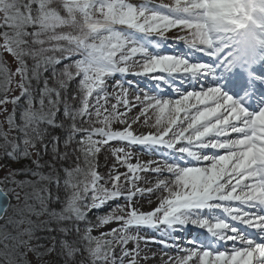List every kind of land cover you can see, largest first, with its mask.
<instances>
[{
  "label": "snow or ice",
  "instance_id": "1",
  "mask_svg": "<svg viewBox=\"0 0 264 264\" xmlns=\"http://www.w3.org/2000/svg\"><path fill=\"white\" fill-rule=\"evenodd\" d=\"M55 2L56 0H0V29H3L0 31V39L3 41L0 43V49L10 53L18 63L15 73L12 74H9L7 67L0 64V74L4 75L6 85L11 84L14 76L20 77L17 86L21 89V96L25 97L27 105L21 112L19 125L16 124L15 108L8 117L9 125L22 133L24 148L21 151L20 144L11 143V151L7 154L14 160L30 158V149H37L39 144L43 154L51 151L53 159L67 158V153L59 154V137L49 131L63 129V122L57 121L60 106L63 104V116L72 122L63 141L64 147L67 148L73 142L78 143L87 167L77 165L72 169H63L66 174L64 184L71 187L73 192L59 211L49 207L50 202H58L59 197H53L48 187L52 183L59 186L58 173L52 176L27 169L26 171L38 177V180L13 181L20 187L29 186L33 189L32 193L25 192L23 206L15 209L18 218L8 216L9 209L13 206L8 192L0 188V220L7 217L5 227L12 225L17 230L16 235L0 231V239L12 241L11 244H3L5 251L0 255L9 257L8 264H15L12 257L16 254L26 255V252L20 253L19 249L27 248V251L34 252L39 259L53 251L54 245L53 248L41 252L39 249L44 245H33V240L50 238L54 241L55 237H40L37 232L59 231L67 235L71 229L61 225L65 221L75 220L87 223L82 239L86 242L85 251L88 252L92 264H125V257L131 258L130 264H138L136 257L140 255L139 241L144 239L145 243H150L153 238L130 234V228L144 226L158 230L159 236L165 239H175L172 237V232L178 230L175 226L188 224L206 229L217 236L219 241H239L244 247L233 246L229 253L213 251L212 248L195 241H188L189 244H196L197 248L183 249L188 254L177 259L176 264H188L194 256L199 257V264H264V244L240 235L236 227H230L229 222L210 223L207 219H196L191 215L197 210L216 208L227 214L232 221L245 224L249 228L264 230V215L250 216L243 211V206L251 203L264 205V110L250 118L246 109L220 88L209 87L200 91L182 92L179 87H174V81L177 79L183 81L187 75L198 76L213 71L209 64L190 62L187 57L159 52L168 42L167 32L172 29L184 31L185 28L196 27L186 14L174 13L163 5L153 8L143 4L137 7L129 0H60L66 13L62 15L52 7ZM199 2L205 6L214 5L227 15L233 11L231 6L238 0ZM33 4L38 7L33 9ZM230 23L239 26L237 20H231ZM121 26H125L127 31L120 30ZM29 28L32 29L31 32L28 31ZM65 28L72 31H62ZM153 34L158 38L152 39ZM200 38L203 43L210 44V41H203V33ZM177 40L186 44L181 35ZM189 48L194 54H214L204 46ZM76 55L80 56V59L58 67L64 60ZM137 56L141 58L136 59ZM28 60L33 62L31 66ZM157 73L166 76L150 75ZM117 74L145 77L154 81L151 84L152 89L160 90L162 85H167L169 89L174 88V92L178 94L179 98L164 99L158 95H148L143 89L138 90L144 91L143 98L139 94L135 97V100L144 106L141 115L150 108L159 111V117L153 125L157 128L155 134L135 135L128 120L122 119L127 116V112H118V105L123 104L128 111L131 110L123 81L113 85L114 88L119 87L123 93L116 94L117 104L112 105L110 112L104 108L109 98L106 78ZM76 77H80V81L72 100L77 99L78 95L80 105L73 107L68 99V89ZM50 80L56 86H51ZM33 81H36L35 89ZM19 99L20 97H16L10 102L15 105ZM93 99L95 105L90 103ZM8 102L7 99L0 100V104ZM92 107H95L94 115L97 118L103 115V119H98L97 122L104 127L91 130L77 127L78 119L85 116L91 118ZM113 121H119L127 127L123 131H113ZM41 125L45 127L42 128ZM80 132L86 135L75 141V135ZM231 133H236L237 136L231 138ZM94 136L103 139L96 140L93 139ZM49 137L50 140L46 143V138ZM211 137L217 139H209ZM221 137L226 139H220ZM113 140L148 146L153 150H173L177 157L202 160L205 163L202 166L199 163L196 166L180 167L167 161L150 162L157 164L152 169L153 172L166 171L174 177L171 181L161 179L157 184L158 188L167 191V196L160 200L154 211L144 212L137 208L125 211L137 191L143 193L145 189L133 190L136 188L135 179H139L134 176L132 186L125 192L122 190L120 174L110 176L111 188L100 183L102 177L97 173L95 165V156L100 151L98 145ZM5 142L9 143L6 134ZM205 149L223 150V154L204 155ZM115 151L119 153L124 150L118 148ZM36 155L41 157V151L37 150ZM129 155L130 153H125L126 157ZM117 159L121 164H126L128 172L133 174L145 171L150 166L131 164L127 159L120 160L119 156ZM208 161L211 163L208 164ZM33 163L37 168L42 167L39 159ZM49 167L55 170V164L49 163ZM80 176L84 177L83 181L78 179ZM42 182L47 183L42 188H37L36 184ZM148 191L151 192V189ZM120 197L125 198L124 204L117 205L110 214L99 217L95 225L88 221V211ZM16 199H21L19 193H16ZM42 217L48 219H41ZM114 221L122 222L121 226L100 236L92 235L94 228ZM24 225L27 226L22 227ZM76 231H80L78 226ZM129 241L137 242L134 252H130L126 247ZM61 245L69 257L79 251L67 241H61ZM117 245L121 246L119 261L114 255ZM173 246L175 245L165 244V247Z\"/></svg>",
  "mask_w": 264,
  "mask_h": 264
},
{
  "label": "rangeland",
  "instance_id": "2",
  "mask_svg": "<svg viewBox=\"0 0 264 264\" xmlns=\"http://www.w3.org/2000/svg\"><path fill=\"white\" fill-rule=\"evenodd\" d=\"M129 2L132 3L133 5L137 6V7H139L143 4H147L149 7L155 8V7L170 3V0H129ZM54 5H55L54 7L58 8L60 6V0H56ZM161 10L167 11V9H161ZM120 30L127 31L125 26H121ZM0 31H3V29H0ZM62 31L67 32V31H72V30L65 28V29H62ZM183 34L184 33L180 29H172L166 33V36L168 37V42L174 41V43H177V42H179L177 40V37L179 35H183ZM137 36L140 37V34H137ZM140 38H142V37H140ZM157 38L158 37L155 34H153L152 39L155 40ZM170 40H172V41H170ZM2 42H3L2 39H0V43H2ZM168 42H166L165 47H171L172 48L174 45L173 46L169 45ZM165 47H163L159 50V52L161 54H169L167 52V50H164ZM150 51L155 52L156 50L150 49ZM140 58L141 57H139V56L136 57V59H140ZM63 62H65V61H63ZM30 63L32 64V62H30ZM30 63L28 62V64L31 66ZM0 64H3L5 67H7L9 69V74L15 73V71L18 67V63H17L16 59L10 53H8L7 51H5L3 49H0ZM130 75H134V74H128L126 76H121L120 74H117L113 77L106 78V91L109 94V98H108L107 104L104 105V108H106L110 112L112 110V105L117 104L116 94H123V93L121 92V89L119 87L114 88L113 85L116 84V82H118V81H123L124 82V88L127 89V100L129 102L131 108L134 109V111L127 114L126 117H122V119L128 120V118H130V117H135V118L138 117V119H136L135 124L132 125V127H131V130L134 133H136L140 130L141 127L144 126L145 120H147V118H146L147 115L146 114L141 115V112L143 111L144 106L141 105L138 101H136L135 97L139 94L141 96V98H143L144 91H138V90L139 89L145 90L146 88L151 89V84L154 83V81H149L145 77H143L141 79H137L136 77H133ZM151 75H157V74H151ZM137 80L142 82L145 86L141 87L142 85H140L137 82ZM19 81H20V77L14 76L11 84L6 85V80H5L4 75L0 74V100L7 99L9 101L8 103L0 104V183H5V184L11 183L9 179H11V180L15 179V181H18V177H17L16 171H15V168H18V166H17L18 164H16V162H14L12 159H10L9 156L7 157V153L11 151V143H18V141H17V136H18L17 129H15L9 125L8 117H9V115L12 114L13 109L15 108V116H16V122H17V118H20V115H21L23 108L26 107L25 97L21 96V89L17 86ZM33 86H36V83ZM5 87H7V91H5ZM145 91H147L148 95H154L153 92H151V91H148V90H145ZM156 91L160 92V90H156ZM16 97H20V99H19L17 104L13 105L10 101ZM90 103L95 105V100L94 99L91 100ZM101 103L103 104V100L101 101ZM5 109H6V111H5ZM94 109H95V107H92V108H90V111H93ZM117 110H118V112H126L123 104H119ZM101 111L103 113L104 109L102 108ZM135 111H137V112L134 113ZM157 112H158V109L150 108L148 110V114L150 116L156 114ZM104 114H107V113H104ZM102 119H103V115H102ZM150 122H151V118H150V120H147V124H150ZM123 125L124 124H121L119 121H113L111 124V129L113 131H118L121 127H123ZM5 134L7 135V141L9 143L5 142ZM84 136H81L80 139L84 138ZM93 139L100 140V139H103V137L94 136ZM98 146L100 147V151H99V153L96 154V158L99 161V166H98L96 171L102 177V179L100 181L101 184H105V186L111 188L112 182L110 181V176L115 175V174H120L121 175V182L123 184L122 190H124L125 192L127 191L128 188H130L132 186V181H133L134 176L139 177V179H135L136 188L133 189L134 191L136 189H139V188H143L146 191V190L152 189L154 187V186L153 187L149 186V184H148L153 177L152 174H149L148 179H145L144 177H142V175H147L146 173H141V171H138L135 174L128 172L127 165L121 164L119 162V160L117 159V156H119L120 160L127 159V162L131 163V164H137V163L143 164V161L138 162L141 154L152 156L154 154V152L158 151L159 148H157L155 150H153V149L148 150V149L142 148L138 145H130L126 141H119V140L109 141L107 144H102V145H98ZM104 148H105V150H104ZM118 148H122L124 151L117 153L115 151V149H118ZM30 151H31V149H30ZM125 153H130V155L128 157H126ZM174 156H177V154L174 153ZM6 157H7V159H6ZM178 158L181 159L183 162L185 161L187 163H188V161L192 160L191 158H187V159H183L182 157H178ZM196 162H198V161H196ZM152 169H150V170H152ZM126 177H127V180H126ZM13 189L15 191H13ZM11 190H12V192L9 195H12L11 196V199H12L11 205L13 206L12 208L16 209V208L23 206V203H24L23 197L25 194L23 188L12 187L10 189V191ZM145 191L143 193H140L137 191L136 196H134L132 199L131 205H128L126 207L125 211H130V210H132V208L138 209L139 208L138 202L140 203L143 199H145L144 197H141L140 194H144ZM16 193L20 194L21 199L19 201L16 199ZM124 203H125V198L120 197V198H117L114 200L107 201L104 205L100 206L99 208L91 209L88 212L92 213L94 215L96 213V211H99L102 209H108L111 207L114 210L117 205H122ZM12 208H10L9 211ZM15 209H12V211H13L14 215L16 216V213L14 211ZM213 209H215V208H213ZM213 209H206V210H201V211L209 212ZM113 210H111V211H113ZM15 218H17V217H15ZM5 220H6V217L4 220H2L0 222V225ZM121 224H122V222L114 221V222H112V223H110V224H108L102 228H95V229H93L92 235L93 236H100L103 233L110 232L114 228L120 227ZM0 231H3V230L0 229ZM129 233L133 234V235H140L142 233L141 227L130 228ZM187 238H185V239H187ZM4 243H7V241H3L2 239H0V249H1V247H3L2 245ZM196 243L200 244L199 242H196ZM165 244L175 245V243L168 242V240H165V241H163V243L161 242L160 246L161 247L163 246L162 248H164ZM126 247L130 252H133V251H135L134 249H136V247H137V242L136 241H129V243L127 244ZM143 247H144V243L142 241H139V248H140L141 253L139 256H137L138 257V259H137L138 264L141 263L142 257L144 255H146V253L147 254L157 253L156 248L149 247V249L144 251ZM174 247L175 246L165 247V248L173 249ZM196 248H197L196 246H193V249H196ZM2 251L3 250H0V252H2ZM170 252H173V251H166L165 254H169ZM114 255L116 256L117 261H119V257L121 255V246L120 245L116 246L115 251H114ZM130 260H131L130 257H125L124 258L125 264H130V262H129ZM29 262L32 264H53L52 258H50L49 260H46L45 258L38 259V258H35L34 255L30 256Z\"/></svg>",
  "mask_w": 264,
  "mask_h": 264
},
{
  "label": "trees",
  "instance_id": "3",
  "mask_svg": "<svg viewBox=\"0 0 264 264\" xmlns=\"http://www.w3.org/2000/svg\"><path fill=\"white\" fill-rule=\"evenodd\" d=\"M25 2H27V0H25ZM54 4L55 3H53L52 7L55 6ZM32 7H33V9H36L38 7V5L33 4ZM54 8L59 10L62 15L66 14L64 12V9H63L61 3H60V6L58 8L57 7H54ZM28 31L31 32L32 29L29 28ZM33 47H36V46L33 45ZM78 59H80V56H78V55L72 56L69 60H64L65 62H63L58 67H63L64 64L72 63ZM28 62L30 63L32 61L28 60ZM45 75H49V73L48 74L45 73ZM79 81H80V77H76L73 81H71V83L69 85V89H68V99L72 103L73 107H78L80 105V99H79L78 95H77V99L72 100V95L77 92V85L79 84ZM35 83H36V81H33V85ZM49 83L51 86H56L51 80L49 81ZM42 84H43V81L41 80V83H40L41 87H42ZM33 87H34V89L36 88V86H33ZM62 96H63V93H62ZM90 112L92 113L91 118L89 119L88 116H85L83 119H78L76 121L77 127H82V128L91 130L94 128H101L104 126L103 124L97 122L98 119L102 120V115H101V117L97 118L94 115L95 109L93 111H90ZM57 121L63 122V125H64L63 129L56 128V129H49V131L53 132L56 136L59 137V145H58L59 154L67 153V158L59 159L57 157L56 159H53L52 152L49 151L47 154H43V150H42L41 146L38 144L37 149H31L32 156L30 158H21L19 160H14L12 158H10V159H12L14 162H16V164H18L17 165L18 168H15L16 175L18 177V181H24V180L36 181V180H38V177L32 176L30 172L26 171L27 169H30L31 171H39V172L44 173L45 175L56 176L57 173L59 174V181H60L59 186L57 187V185L55 183L48 185L53 197H56V196L59 197V201L54 202V203L50 202L49 207L54 208L57 211H59L63 207L64 202L67 200V198L73 192V189L71 187H66L64 184V181L66 179V174H65L63 169H66V168L72 169V168H75L77 165H79L80 167H84V168H86L87 166L84 163V157H83L82 153L79 151L80 145L78 143L73 142L67 148L64 147L63 141H64L65 137L68 135L69 126L71 125L72 122H71V120H66L64 118V116H63V104H61V106H60V111L57 115ZM16 123L18 125L21 123L20 118H17ZM41 127L43 128V127H45V125H41ZM17 133H18L17 141H18V144H20V148L22 151L24 148V146L22 145L23 135L18 130H17ZM84 135H85L84 132L77 133L75 135V138H74L75 141L81 140L80 139L81 136H84ZM48 140H50V137L46 138L45 142L47 143ZM37 150L41 151V153H42L41 157H37V155H36ZM104 150H105V148H104ZM17 155H19V153H17ZM7 157H8V154H7ZM7 157H6V159H7ZM37 159H39V163L42 165L41 168H37V165L35 163H33V161L37 160ZM49 163L55 164V170H53L52 168L49 167ZM95 165H96V170H97V168L99 166V161L96 158V156H95ZM21 170H25V171H21ZM78 179L80 181H83L84 177L80 176ZM9 180L11 183H9V184L3 183V186L6 189V191L8 192V194H11L12 190L10 191V189L12 187L23 188L24 192H28V193L33 192V189L31 187H29V186L20 187V186H18V184L13 183V181H15V179L14 180L9 179ZM45 183H47V182L38 183V184H36V187L42 188ZM80 187L82 188L83 184H81ZM89 195H90V193H89ZM10 196H12V195H10ZM12 209H15V208H12ZM12 209L9 211L8 216L15 218L16 216L14 215ZM111 210L112 209L99 211V212H96L94 215L92 213L88 212L87 213L88 221H91L92 224L95 225L98 223L99 217L110 214L112 212ZM41 219H48V217H42ZM6 220H7V217H6ZM6 220L1 223L0 229H2L3 231L9 232L12 235H16L17 230L12 225H7V227H5ZM26 226L27 225H24L22 227H26ZM61 226L69 228V229H71V231L67 235H64L63 233H61L59 231L37 232V236H40V237H55L54 241L50 238L49 239H41L39 241L33 240V242H32L33 245H36L37 243L44 245L43 248L39 249V251H41V252L46 251L48 248H53V245H54V250L51 251L50 253H48L47 255H44L41 258H45L46 260H49L50 258H52L53 264H92L88 252L85 251L86 242L82 239V237L84 235V229L87 227V223L84 221L71 220V221H65ZM77 226L80 229L79 233L76 231ZM54 227H55V225H54ZM61 241L69 242L73 248L79 249V251H77L74 254V256L69 257L67 255L66 250L62 247ZM7 243L11 244L12 241L9 240V241H7ZM0 250H3L2 252L5 251L4 247H1ZM26 250H27V248H21V249H19V252L20 253L26 252V254H28L30 256L34 255L35 258H37L36 254L34 252H32V251L27 252ZM2 252H0V253H2ZM12 258L15 260V264H28V263H30L29 261L26 260V255L21 256L19 254H16ZM41 258H39V259H41ZM8 259H9V257H6L4 255H0V264H4V261H8ZM30 264H32V263H30Z\"/></svg>",
  "mask_w": 264,
  "mask_h": 264
},
{
  "label": "clouds",
  "instance_id": "4",
  "mask_svg": "<svg viewBox=\"0 0 264 264\" xmlns=\"http://www.w3.org/2000/svg\"><path fill=\"white\" fill-rule=\"evenodd\" d=\"M177 14H186L196 25L185 28L181 38L188 47L204 46L214 51L217 58L224 57L230 69L250 70L264 60V0H238L230 14L214 5H203L199 0H170L164 4ZM231 20L239 21L237 24ZM203 33V43L200 34Z\"/></svg>",
  "mask_w": 264,
  "mask_h": 264
},
{
  "label": "bare ground",
  "instance_id": "5",
  "mask_svg": "<svg viewBox=\"0 0 264 264\" xmlns=\"http://www.w3.org/2000/svg\"><path fill=\"white\" fill-rule=\"evenodd\" d=\"M259 80L260 79L252 81V84L255 86V88H254L255 89L254 90L255 91V95L253 96V101L254 100H258V98L260 96H264V89H261V85H260ZM154 94L158 95L156 93H154ZM158 96L161 97V98L167 99L166 96H164V95H158ZM173 99H176V98H173ZM262 103H263V101L261 102V104ZM201 107H203V106H201ZM136 112L137 111H135L134 113H136ZM145 114L147 115L146 116L147 120H150V118H151L150 124H147V125L144 124V126L140 128V130H139L140 132L139 131L136 132V133L133 132V134H135V135H140V134L147 135V134H155L156 133L157 128L154 127L153 125H155V121L159 117V111L156 114L152 115V116H150L148 114V111ZM181 115H183V114H181ZM136 119H137V117L136 118L135 117L128 118V123L131 124V127H132V125L135 124V123H133V120H135V122H136ZM126 127H127V125L124 124L123 127H121L118 131H123V130H125ZM169 136H171V133H169ZM212 138H215V137H211L209 139H212ZM139 146L143 147V148H146L148 150L151 149L148 146H142V145H139ZM161 155L163 156V153ZM168 155L170 156V158L174 162L177 161V159L175 157H173L171 154H168ZM139 161H143V164H149L150 165L145 171H141V173H146L147 174V175H142V177H144L145 179H148V175L152 174L153 177H152V179L150 180V182L148 184H149V186H152V187L154 186V187L151 189V192L146 190L144 194H140V196L144 197L145 199H143L140 203L138 202V205H139L138 210L139 211H144V212L154 211L159 206L160 200L163 197L167 196V194H168L165 189L157 187L158 182L161 179L171 181V180L174 179V177L172 176V174L167 173L166 171L162 172V173H155L152 170H150L153 167L157 166L156 163H150V162H152V161H156V162L162 161V160L159 159V155L151 156V155L141 154V156L139 157L138 162ZM210 163H211V161L208 164H210ZM196 165L197 164L195 162H189V164H187V167L196 166ZM149 201H151V202L149 203ZM191 215L194 218H197V219L201 218V217H199L200 216V212L198 210L192 212ZM161 227H164V226H161ZM175 227L178 230L173 231L172 234L176 233L177 231H178L177 233H179L181 230H184V232L180 235V237L185 235V233H188V235H189L191 230L193 229V228H190V227L188 228L187 226H180V225H176ZM198 228H200V227H198ZM150 231H153V232H150ZM141 232L142 233L139 235L140 237H152L153 238V242H150V243H145L144 239L140 240V241L144 242V247H143L144 251L149 249V247H151V246H154V245L156 246L157 245V239L164 238V237L159 236L158 230H153V229H150V228H147V227H144V226H141ZM182 246H184V245H182ZM237 246L241 247L239 245H237ZM178 247L179 246L176 245L177 249H175V252H170L169 254H165V252H163V253L158 252V254H156V255L147 254L146 253V255H144L142 257V261H141L140 264H176L177 259H179L181 257H184V256H187V254H188L186 251H185L186 253H183L184 251H179L180 248H178ZM154 248H156V247H154ZM187 248H189V246H184L183 247V249H187ZM136 259H138V257H136ZM26 260L30 261V255L26 254ZM4 264H8V261H4ZM28 264H30V263H28ZM188 264H199V257H195L194 256L191 260L188 261Z\"/></svg>",
  "mask_w": 264,
  "mask_h": 264
},
{
  "label": "water",
  "instance_id": "6",
  "mask_svg": "<svg viewBox=\"0 0 264 264\" xmlns=\"http://www.w3.org/2000/svg\"><path fill=\"white\" fill-rule=\"evenodd\" d=\"M1 188V187H0ZM8 197H9V195H8ZM9 199H10V202H11V198L9 197ZM2 220H0V222H1Z\"/></svg>",
  "mask_w": 264,
  "mask_h": 264
}]
</instances>
